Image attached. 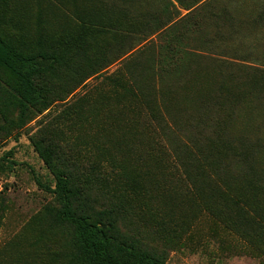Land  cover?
I'll list each match as a JSON object with an SVG mask.
<instances>
[{
  "label": "rangeland",
  "instance_id": "374dc122",
  "mask_svg": "<svg viewBox=\"0 0 264 264\" xmlns=\"http://www.w3.org/2000/svg\"><path fill=\"white\" fill-rule=\"evenodd\" d=\"M74 1L0 0V37L24 50L56 27L113 49L80 84L52 77L65 100L0 140V264H77L36 181L54 185L34 146L48 129L83 177L98 165L93 205L165 264H264V0H80L81 18ZM118 21L136 32L113 39Z\"/></svg>",
  "mask_w": 264,
  "mask_h": 264
},
{
  "label": "trees",
  "instance_id": "16d2710c",
  "mask_svg": "<svg viewBox=\"0 0 264 264\" xmlns=\"http://www.w3.org/2000/svg\"><path fill=\"white\" fill-rule=\"evenodd\" d=\"M175 1L183 6L181 0ZM204 1L195 0L191 5L184 7L190 12L197 8L203 10ZM80 2L74 1L73 7L69 9V13L75 17L85 14L87 8V4ZM78 17L81 18L80 15ZM38 20L40 26L47 21L43 15ZM58 22L51 19L53 25ZM133 24L130 22L127 25L126 22L118 21V32L109 31L108 34L113 39H121L123 30L136 32ZM61 30L67 31L65 28ZM68 38L56 27L52 33H39L40 40L36 49L24 50L19 44L10 43L0 37V140L12 136L15 129L24 124L33 109L42 113L49 109L54 101L65 100L67 92H62L66 86L61 87L57 82L53 85L52 77L60 75V80L62 76H69L68 86L71 82L80 84L97 75L101 60L110 57L107 55L113 52L111 47L96 48L92 45L89 48H81L79 43L67 41ZM51 43L55 47L50 48ZM253 83L263 89L264 73H260ZM34 146L54 175V185L42 184L37 177L36 181L55 197L57 206L49 207L48 214L54 225L68 229L64 231L70 235L74 262L165 264L164 257L152 253L122 232L118 224L119 209L111 207L99 210L93 205L89 190L94 186L103 185L106 181L103 174H98L97 164L82 166L83 177L80 167L64 156L55 129L46 130ZM9 153L12 155V152ZM178 162L181 167H186L183 160ZM12 164L17 165L14 161ZM183 173L185 178L182 181L185 185L184 181L190 177L191 171L186 168Z\"/></svg>",
  "mask_w": 264,
  "mask_h": 264
}]
</instances>
